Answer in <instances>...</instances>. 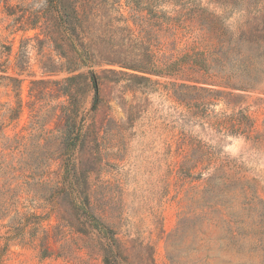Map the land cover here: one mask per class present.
Instances as JSON below:
<instances>
[{
	"label": "rangeland",
	"instance_id": "rangeland-1",
	"mask_svg": "<svg viewBox=\"0 0 264 264\" xmlns=\"http://www.w3.org/2000/svg\"><path fill=\"white\" fill-rule=\"evenodd\" d=\"M89 1L81 6L77 30L83 54L95 60L91 68L99 77L98 95L90 86H79L78 124L99 130L98 142L72 156L61 144L47 166L16 172L20 179L3 188L6 177L0 173V264H103V239L92 224L122 239L121 264H264V72L249 88L236 91V108L250 117V133L224 134L211 123L231 109L217 101L199 119L187 115L172 87L187 78L181 73H147L149 81L138 82L106 72H131L117 62L133 63L138 50L153 42L146 12L152 0ZM47 4L0 0V153L15 134L24 135L28 145L34 142V122L49 131L40 144L54 149L65 137L60 108L65 98L55 82L69 73L59 49L37 27ZM192 6L215 15L231 35L248 28L250 16L241 3L162 0L158 8L179 17ZM181 28L175 34L178 49L195 39L194 32ZM70 37L79 44L78 37ZM159 37L162 43L172 40L169 34ZM245 55L264 66L255 51ZM216 82L229 90L224 81ZM34 133L43 137L41 131ZM199 145L212 161L228 160L260 201L247 209L233 190L224 200L229 207L219 210L213 203L217 198L203 194V178L214 165L194 167ZM28 174L36 178L27 180ZM73 187L79 191L74 199L68 194ZM91 209L98 221H90Z\"/></svg>",
	"mask_w": 264,
	"mask_h": 264
},
{
	"label": "trees",
	"instance_id": "trees-1",
	"mask_svg": "<svg viewBox=\"0 0 264 264\" xmlns=\"http://www.w3.org/2000/svg\"><path fill=\"white\" fill-rule=\"evenodd\" d=\"M89 2V0H48L47 7L38 15L39 21H41L39 25L37 24L40 29L39 34L52 41L54 46L59 49V54L64 59L63 63L66 66L65 71L69 73L61 81L55 82L59 85V93L65 98V102L60 104L64 118L65 137L54 149L40 144L41 139L47 138L46 135L49 131H45L34 122L30 133L34 142L28 145L25 141L26 137L21 134H15L12 138L7 139L2 146L3 152L0 153V173L2 172L6 177L5 182L1 183V188L9 185L12 180L20 179L16 175L18 171L30 170L32 173L47 166L49 160L53 159L52 152L58 151L59 153L61 144L62 148L69 152V156H72L75 152H80L86 147L91 150V146L98 142L99 130L89 126L83 130L78 124L77 92L79 86L81 84L90 86L96 91V97L98 95L99 77L93 73L91 68L95 60L83 54L81 48L83 40L77 30L82 26L81 6ZM160 2L162 0H152L151 8L146 11L148 25L152 29L151 39L153 42L150 41L146 48L143 47V42H139L143 48L138 50V57L136 56L133 63L117 62L122 67L130 69L131 72H116L115 70H106V72L121 74L127 76L129 80L138 82H148L149 77L144 75L147 73L176 74L179 72L187 78L180 83H172L173 93L176 99L188 108L187 115L199 119L202 114H206L208 106L217 101H223L231 109V113L223 118H217L211 123V128L224 134H249L252 122L242 108H236L240 97L236 91L249 88L264 72V66L259 68L257 62L247 59L248 56L245 55L246 51L249 53L255 51L264 57V8L259 7L260 4L264 5V0H215L218 4L227 6L241 3L245 11L247 10V14L250 16L248 28L237 36L229 34L219 19L204 9L192 6L193 9H187L182 16L170 17L164 11L159 10ZM71 3L74 4L71 5ZM142 9H138L139 25L143 23L144 15L141 13L144 10ZM181 27L187 29L189 33L194 32L195 39L191 45H185L178 49L175 47L177 39L175 34ZM161 34H169L172 40L162 43L159 37ZM70 36L78 37L79 44L73 42ZM257 61L264 63L261 60ZM84 67L87 70L81 71ZM216 80L224 81V87H228L229 90L221 89ZM32 107L31 111L34 116L35 111L32 110ZM35 131L43 132V137L38 138ZM198 148L200 149L199 158L194 160V167L204 170L214 165L211 172L203 178V194L209 193L210 196L216 197L217 200H213V203L219 210L223 211L229 207L224 200L229 199L225 196L229 193L233 194V190H238V194L243 198L242 205H247V209L251 208L248 206L251 202L260 201L257 196L248 193V188H245V180L241 176H236L235 169L228 160L215 159L212 161L202 146L199 145ZM4 151H8V153ZM14 153H17L18 157L13 156ZM7 156H11V158L7 159ZM66 160L67 166H69L71 160L70 158ZM25 177L27 180L36 178L34 174H28ZM74 189V193H68L73 199L79 195L78 189L73 187ZM83 194L86 198L88 193L83 192ZM88 215L91 217L89 219H92L90 221H98L99 217L94 214L93 209L89 210ZM236 222L237 220H233L232 224ZM92 225L93 229L101 233L100 237L103 239L101 244L104 251L103 264H121L118 251L122 245V239L109 228L110 231L105 228L101 232L97 229L96 224ZM238 229V226H235V230L238 231ZM229 233L231 237L236 234L231 228Z\"/></svg>",
	"mask_w": 264,
	"mask_h": 264
}]
</instances>
